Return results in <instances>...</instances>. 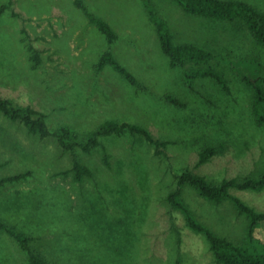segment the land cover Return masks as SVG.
Masks as SVG:
<instances>
[{
    "label": "rangeland",
    "instance_id": "obj_1",
    "mask_svg": "<svg viewBox=\"0 0 264 264\" xmlns=\"http://www.w3.org/2000/svg\"><path fill=\"white\" fill-rule=\"evenodd\" d=\"M83 1L116 32L113 43L74 0H0L11 3L0 15V96L43 112L50 129L67 124L83 134L106 119L139 123L167 142L165 153L156 155L139 136L105 137L89 153L76 150L92 171L77 182L63 174L71 155L62 154L52 138L30 135L0 113V162L6 163L0 177L32 172L0 189V218L32 236L33 247L51 264H175L179 252L183 264H218L204 236L188 229L165 198L187 169L212 182L264 170V125L255 123L251 92L241 80L255 65L264 75V47L240 23L187 15L169 0H148L176 43L232 57L234 71L224 67L228 93L210 80H199L190 90L162 53L144 0ZM243 1L264 9V0ZM106 51L142 87L131 86L110 67L97 70ZM167 93L185 106L167 103ZM218 142L226 144L225 153L196 167L199 149ZM232 194L264 211V190ZM181 199L217 235L244 240L247 221L231 202H208L189 187ZM256 235L264 239L262 229ZM0 264H28L26 253L2 231Z\"/></svg>",
    "mask_w": 264,
    "mask_h": 264
},
{
    "label": "trees",
    "instance_id": "obj_2",
    "mask_svg": "<svg viewBox=\"0 0 264 264\" xmlns=\"http://www.w3.org/2000/svg\"><path fill=\"white\" fill-rule=\"evenodd\" d=\"M182 11L191 16L202 17L212 21L240 23L250 34L252 39L264 47V9H259L253 4L243 0H169ZM74 5L83 10L87 18L106 38L108 43H113L117 37L113 28L102 18L90 12L83 0H74ZM9 4L0 5V15L9 7ZM144 9L152 23L160 42L162 53L169 59L170 64L180 70L182 81L186 87L195 91L199 80L214 82L223 92L230 91L229 81L224 72L227 66L233 70L232 57L222 55L214 49L192 42L176 43L168 23L158 14L155 5L144 0ZM33 58L39 62L37 53ZM235 59V58H234ZM249 64H245L247 67ZM112 68L125 82L140 88L141 82L114 57L111 51H106L99 58L96 69ZM234 71V70H233ZM261 71V73H260ZM243 84L251 92V113L254 121L259 126L264 125V75L260 65H255L254 73L241 76ZM165 101L178 107L185 103L173 93L164 96ZM0 113L11 121L23 125L28 134L40 139L52 138L62 154L72 156L71 167L63 174H71L77 182L92 176L89 167L81 163L76 157V150L89 153L100 146L101 139L110 136L130 134L143 138L156 155L165 153L167 142L154 138L148 128L132 122H121L117 119H106L93 129L81 134L74 127L63 124L55 129H50L46 115L31 106L18 105L14 101L0 96ZM226 144L222 142L208 143L201 147L197 154L196 167L208 163L212 158L223 155ZM104 161L108 165V154L104 151ZM0 162V169L5 165ZM30 170L17 172L0 177V189L27 180L31 176ZM176 189L169 192L166 202L183 216L185 225L196 234L204 236L209 249L218 264H264V239L257 237L258 230H263L264 211H258L248 205L240 197L232 194L237 191H262L264 190V170L256 176H235L212 182L204 175H199L190 170H184L175 177ZM189 187L208 202L221 204L229 201L237 214L245 217L247 221L245 237L242 242H234L226 237L217 235L208 226L201 223L193 214L188 205L181 199L182 189ZM0 231L10 236L26 253L28 264H51L50 261L33 247V238L17 226L0 218ZM178 244L180 238L177 239ZM175 264H183V256L176 255Z\"/></svg>",
    "mask_w": 264,
    "mask_h": 264
}]
</instances>
